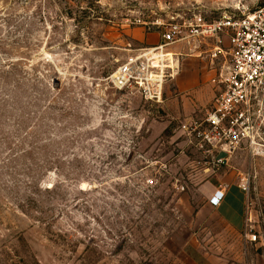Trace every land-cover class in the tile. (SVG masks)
Wrapping results in <instances>:
<instances>
[{"label":"rangeland","instance_id":"rangeland-1","mask_svg":"<svg viewBox=\"0 0 264 264\" xmlns=\"http://www.w3.org/2000/svg\"><path fill=\"white\" fill-rule=\"evenodd\" d=\"M262 2L0 0V264H264L255 179L251 242L246 218L207 204L223 167L205 171L172 132L203 118L216 92L201 106L206 96L182 99L168 81L155 105L106 81L156 45L144 34L159 43L155 22L231 17Z\"/></svg>","mask_w":264,"mask_h":264},{"label":"built area","instance_id":"built-area-1","mask_svg":"<svg viewBox=\"0 0 264 264\" xmlns=\"http://www.w3.org/2000/svg\"><path fill=\"white\" fill-rule=\"evenodd\" d=\"M153 25L163 27L159 43L129 57L107 77L109 86L133 91L146 103L161 104L164 86L176 75L182 57L170 48L185 45V56L200 57V45L207 44L210 83L216 90L213 105L200 120H178L173 134L184 137L187 147L202 155L198 164L205 171L225 167L227 157L243 147L251 156H264V2L241 15L205 20L191 14ZM237 185L248 199L249 174L242 175ZM223 195L216 190L208 204L219 206ZM247 208L245 234L256 242Z\"/></svg>","mask_w":264,"mask_h":264},{"label":"crops","instance_id":"crops-1","mask_svg":"<svg viewBox=\"0 0 264 264\" xmlns=\"http://www.w3.org/2000/svg\"><path fill=\"white\" fill-rule=\"evenodd\" d=\"M152 35L153 34H144L142 40L147 44H157V37ZM184 50L185 48L182 46L170 48V51L174 54H180L184 52ZM209 51L207 47H205L204 50L201 48L200 57L196 55L179 59L177 73L171 80L173 90L177 94L176 96L185 99V96L189 94L196 102L202 100V96H206V102L198 103H200L201 106L210 103L209 101L213 98L216 90L209 82V78L212 76V72H210L208 66L209 61L207 53H209ZM167 90H169V87ZM167 90L165 92L168 93L169 91ZM193 153L196 152L193 150ZM259 157L260 156H251L244 147L229 155L227 157L226 166L223 167L216 178L209 183L210 189L207 194V204L212 194L216 190H221L224 195L220 205L211 208L223 211L226 214H232L237 220L246 218L247 198L238 188L237 184L239 178L244 173L249 174L255 179L254 187L256 195L258 198H264V164L260 163L261 159L259 160Z\"/></svg>","mask_w":264,"mask_h":264}]
</instances>
